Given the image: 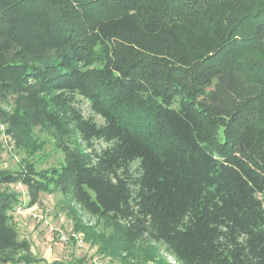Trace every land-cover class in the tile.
<instances>
[{
  "label": "trees",
  "instance_id": "16d2710c",
  "mask_svg": "<svg viewBox=\"0 0 264 264\" xmlns=\"http://www.w3.org/2000/svg\"><path fill=\"white\" fill-rule=\"evenodd\" d=\"M0 126L63 156L0 171V264H64L28 258L10 185L174 264H264V0H0Z\"/></svg>",
  "mask_w": 264,
  "mask_h": 264
},
{
  "label": "rangeland",
  "instance_id": "374dc122",
  "mask_svg": "<svg viewBox=\"0 0 264 264\" xmlns=\"http://www.w3.org/2000/svg\"><path fill=\"white\" fill-rule=\"evenodd\" d=\"M2 107L8 109L4 105ZM80 108L85 117L92 115L85 101ZM1 127L0 171H15L25 167L47 171L59 167L63 161L48 131L34 129L24 146L18 147L3 134ZM9 189L19 194L21 206L12 214V225L20 238L30 242L29 259L36 258L41 263L59 261L64 264L175 263L173 256L161 244L145 241L127 244L120 241L119 225L85 214L69 196L44 192L36 205L28 206V197L22 186L10 185ZM50 228L55 232H51ZM58 234L70 240L61 243ZM72 234L77 238L71 237Z\"/></svg>",
  "mask_w": 264,
  "mask_h": 264
},
{
  "label": "built area",
  "instance_id": "2783aa9c",
  "mask_svg": "<svg viewBox=\"0 0 264 264\" xmlns=\"http://www.w3.org/2000/svg\"><path fill=\"white\" fill-rule=\"evenodd\" d=\"M2 128V127H1ZM33 218H36V216L35 215H33ZM50 230H51V232L53 231V232H55V230L54 229H51L50 228ZM58 237V240L61 242V243H67L70 239L68 238V237H66V236H64V235H61V234H58L57 235ZM71 237H73V238H77V236L75 235V234H72L71 235ZM77 242L78 243H81V240H79V239H77Z\"/></svg>",
  "mask_w": 264,
  "mask_h": 264
}]
</instances>
